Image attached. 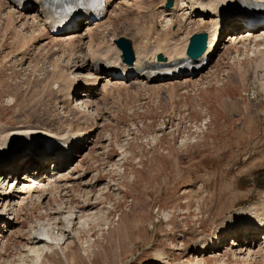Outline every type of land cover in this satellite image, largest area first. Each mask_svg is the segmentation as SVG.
Wrapping results in <instances>:
<instances>
[{
    "label": "rangeland",
    "instance_id": "obj_1",
    "mask_svg": "<svg viewBox=\"0 0 264 264\" xmlns=\"http://www.w3.org/2000/svg\"><path fill=\"white\" fill-rule=\"evenodd\" d=\"M143 1L150 5L168 0H137V4ZM126 2L112 0L105 16L91 25L94 48L125 37L136 55L165 38L161 9L143 13ZM0 5L5 13L8 4L1 0ZM28 8L19 12L24 16L37 12ZM181 13L173 28L182 34L175 37L178 44L209 25L198 18L185 22ZM18 15L13 26L0 15V136L28 120L72 119L76 129H84L94 124H88L86 116L94 115L96 123L92 135L63 159L69 163L54 178L49 176L55 159H48L41 180L51 183L40 202L20 205L21 210L10 212L12 216L2 215L0 264H218L217 260L263 264V249L256 256L253 250L258 247L248 255L239 246L250 242L245 230L239 237L224 235L227 239L217 253L200 251L227 217L264 200V81L253 75L252 50L247 54L241 43L230 47V41L225 42L235 30L223 26L220 48L198 71L153 79L146 85H136L135 78L125 84L117 78L107 85L104 79L97 87L101 93L95 98L96 107L87 110L83 105L81 113L74 108L79 105L75 99L82 97L63 107L55 88L71 67L66 62L59 69L51 66L57 50L49 43V48L44 46L46 41L26 48L25 39L17 40L24 21ZM195 19L196 25L205 22V28L195 26ZM151 23L161 36L155 33L145 41ZM85 28L80 30L85 33ZM37 164L29 161L17 172L14 166L5 168L0 192L16 195ZM58 177L68 180L60 183L55 181ZM65 183L63 190L60 184ZM86 203L93 208L85 210ZM89 214L97 220L88 219L85 226L80 218ZM43 234L55 242L39 259L32 243L33 237Z\"/></svg>",
    "mask_w": 264,
    "mask_h": 264
},
{
    "label": "bare ground",
    "instance_id": "obj_2",
    "mask_svg": "<svg viewBox=\"0 0 264 264\" xmlns=\"http://www.w3.org/2000/svg\"><path fill=\"white\" fill-rule=\"evenodd\" d=\"M4 1L6 2V6L7 4L8 6L6 7V12L3 13L1 12L3 8L0 5V7L2 8H0V15L6 16L5 18L8 25H14V17L16 16L17 12L20 14L22 18L21 20H24L20 25L21 30L17 32V40L18 38L25 39L23 44L26 48H29L27 47L28 45L30 47H33L37 44L43 43L44 41H46V43L44 44V46L46 47H48L47 43L54 45L57 51L56 53H51L52 55H54L51 66L59 69L60 65L66 62V64L71 67V73L66 76L63 81L56 84V92L61 98L63 107H68L71 104V99L73 100V98L77 96L82 97V99H75L76 102L78 101L79 105L76 104V108H74L81 113L83 112V105L87 110H89V108L94 105L95 98L97 99L100 96L99 94L101 93L99 92L97 87L104 79H106L107 85L115 84L113 83V81L119 77L121 80V84L127 83L128 80H130L132 77L135 78L134 82L136 83L146 82L147 84V82L150 83V81H153L154 78L159 79L163 76L162 74H153L152 72L146 71L148 64L157 62L158 54H164L169 63L185 59L187 57L186 50L190 39L188 38L184 41L182 40V43L178 44L175 40V37H177L178 34L181 33H178L179 28L177 30L173 29L175 25L174 19H177V16L179 17V12H183L180 14V16H183L182 18L185 22H187L188 20L190 21V19L193 18H198V20L200 21H209V25L207 28H205L204 26L205 22H202V25H196V19L192 22L200 29L205 28L203 33L208 34L209 36L207 51L201 58L200 62L205 59H211L214 57L222 42L221 35L218 38L217 42V35L221 32V28L225 24H229L232 29L235 30V32H233L229 36V40H225V42L228 43L230 41V47H234L236 44L241 43L247 49V54L249 50H252L254 54V64L256 66L254 68L253 75L258 76L262 81H264V28L261 31L257 32L260 27L255 24L249 26L247 22V19L251 18V16L248 14V9H264V0H177V2L174 3L173 8L170 10H167L165 7L167 3L166 1H159V4L156 2V4L158 5L157 8H154L156 4H154L155 2L153 3V1L152 3L154 5H147L148 3L145 4L144 1L141 4H137V0H128V2L126 3L127 5H129V7H134L137 10H141L143 13L148 11L150 12V10H153L155 12L156 9H161V16L164 19L162 29H164L166 33V36L164 35L165 38L160 39L159 37L161 36V32H156L154 29V24H152L154 22L151 23L153 26H149V37H144V39H146L145 41H149L151 38H154L153 34L155 33L156 37H158L159 39L155 41L154 46H148L143 51V53H136V62L133 69L130 68L127 64L121 62V50L116 46L115 43L99 48H94V46L96 47V45L92 46V41H94L93 39L95 37V35L93 34L95 32L93 31L92 33L93 28L91 25L94 24V21H90L89 18H85L84 22H78L76 26L72 28L71 33L67 32L59 36H52L50 34L49 30L52 18H54L64 10L78 7L80 4L84 3L85 0H34V3L29 8H35L37 12H33V14H31L32 16H24L23 14H21L19 12V8L17 9L16 6L14 7L12 4L15 0ZM111 2L112 0L107 1V8ZM3 7L5 8L4 4ZM19 17L18 19H20ZM256 23H260V21ZM98 24L99 23H97V25ZM246 24L248 27L253 29V32L245 31L246 27H244V25ZM82 28L86 29L84 30L86 31L85 33L80 30ZM99 28L100 25L95 27V29L98 30ZM87 39L88 42H85V40ZM160 41H162V43ZM236 54L238 55L239 53L236 52ZM144 79L147 80L145 81ZM136 85H138V83ZM103 90H106V88H103ZM81 92H84V94L79 95V93ZM102 93L106 92L103 91ZM103 95L104 94L101 95V98L103 97ZM83 97L87 98L88 100H83ZM85 112L87 113V111ZM86 117L90 119L88 120L87 118L86 122L88 124L93 122L94 124H89V126H85L84 129H76V127H74L73 123L71 122L72 119L71 121L67 119L63 121L64 123H55L54 121L51 122L49 120H28L21 123L20 125L13 127L11 126L9 129H6L3 132V134L0 136V180L3 179V175L4 173H6L5 168H11L12 166H14V172H17L18 169H23L29 163V161H34L38 164L37 168H35V171L28 172L24 179V182L21 185V190L16 192V195L14 193L8 194L6 191L0 192V218H2V215L12 216L13 213L10 214V212L13 210L14 213L18 212L21 208L20 205L27 207L32 206L35 203V200H38L40 202L43 197L42 193L44 194V191L47 190L46 188L49 187L51 183L50 181L45 184L44 181L46 179L41 180L43 172L47 170L46 162L49 158L55 159L52 174H50L49 176L50 178H54L53 176L60 174L59 171L62 170L63 167L68 165L69 160L66 161L63 160L64 158L57 157L60 152L58 148H54V151L52 152L48 151L44 143L43 136L45 134H48V137H57L59 139H64L67 143L76 145V143L81 139L84 141L88 135L91 136L93 133V127L96 123V117L94 115H87ZM53 134H57V136H54ZM54 145L56 146V143H54ZM12 174L13 173H11L10 176ZM61 177H58L57 179L55 178V181H59L60 183H62L68 180V178L66 179V177L60 179ZM78 179L81 180V177L79 176ZM12 182L11 184L14 185L15 181ZM66 185V183L64 185L60 184V186L63 187V190ZM43 188H45V190H41ZM55 189L57 188L55 187ZM55 189L53 190L56 192L57 190ZM13 194L16 197H14V206H11L10 199L13 198ZM58 194H60L59 191ZM90 207H92V205L86 203L84 209L86 210ZM11 218H9L10 221ZM68 218H71V216ZM80 219L86 226L88 219L97 220V217L94 214H89L82 216ZM70 220L67 219V222L69 224ZM242 230H245L246 233H248L250 242L246 246H239L242 249L245 248V250L248 252V255L251 254L252 249L258 247L257 250H253L254 254L257 256L259 251L261 252L262 249L264 250V200L260 203L253 204L246 209L238 210L233 215L227 217L224 221H222V224H220L217 232L213 235H210L207 240L204 241L200 248V251L217 253V249L219 248V246L221 248L223 242L225 241L224 239H227L225 238L226 235L232 234L233 237H239ZM42 242H44L43 245L39 246V243ZM54 242L55 239L51 238V236H49L48 234H43L42 236L36 238L33 237L32 244L34 247L32 250L38 256V258L41 259L42 254L50 250V245ZM162 259L163 258L160 257L161 261H163ZM216 262H218V264H225L220 260H217Z\"/></svg>",
    "mask_w": 264,
    "mask_h": 264
},
{
    "label": "water",
    "instance_id": "obj_3",
    "mask_svg": "<svg viewBox=\"0 0 264 264\" xmlns=\"http://www.w3.org/2000/svg\"><path fill=\"white\" fill-rule=\"evenodd\" d=\"M174 0H168L166 8L170 9L173 6ZM208 35L205 33L194 34L190 38V43L187 49L188 60H178L173 63H168V59L164 54L157 55V63L148 64L147 72L157 73L159 70L167 68H174L180 65H190L192 62H198L207 50ZM116 46L121 50V59L124 64H127L130 68H133L136 60L133 44L130 39L120 37L115 40Z\"/></svg>",
    "mask_w": 264,
    "mask_h": 264
}]
</instances>
